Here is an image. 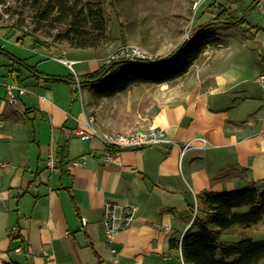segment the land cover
Segmentation results:
<instances>
[{"label": "crops", "instance_id": "1", "mask_svg": "<svg viewBox=\"0 0 264 264\" xmlns=\"http://www.w3.org/2000/svg\"><path fill=\"white\" fill-rule=\"evenodd\" d=\"M232 11L239 16L242 9ZM212 21H200L195 29ZM260 36L244 25L220 29L183 76L114 95L92 86L77 90L73 75L38 71L34 82L23 81L16 62L4 75L8 80L0 81V264H116L102 224L107 202H132L139 210L133 226L115 238L118 264H183L171 240H181L191 228L190 206L200 194L264 184ZM186 38L182 29L169 31L159 43L144 46L164 58ZM102 50H70L88 55L70 60L82 64L75 72L80 82L115 51ZM7 85L29 93L17 92L13 105ZM26 95L33 98L24 102ZM85 122L100 133L161 128L179 145L115 150L106 162L103 142L78 134ZM196 138H205L207 147L181 155L182 145ZM83 157L85 166H71ZM51 159L55 168L48 165ZM237 227L224 231L222 241L250 236L236 235Z\"/></svg>", "mask_w": 264, "mask_h": 264}, {"label": "trees", "instance_id": "2", "mask_svg": "<svg viewBox=\"0 0 264 264\" xmlns=\"http://www.w3.org/2000/svg\"><path fill=\"white\" fill-rule=\"evenodd\" d=\"M81 3V0H48L40 4L38 18L49 19L58 9L61 19L69 23L60 39L69 41L76 50H98L107 46L113 38L111 32L107 34L108 20L104 7L81 6ZM219 7V14L212 22L195 29L190 39L167 57L156 58L152 62L118 60L107 63L96 72L85 75L80 82L81 87L92 86L102 95H114L135 84H161L183 76L207 44L216 39L220 29L245 24V19L224 20L222 17L228 10L223 5ZM8 29L20 30L22 37L30 36L37 43L53 46L36 38L25 27L11 26ZM104 37L106 41L102 40ZM15 61L40 77L36 68L27 65L25 60ZM197 200V208L190 206L192 214L197 213L191 228L181 240H171L173 248L181 249L185 264H264V238L255 240L243 236L235 242H223L221 239L226 230L236 226L248 229L264 220V184L252 183L223 192L206 191Z\"/></svg>", "mask_w": 264, "mask_h": 264}, {"label": "rangeland", "instance_id": "3", "mask_svg": "<svg viewBox=\"0 0 264 264\" xmlns=\"http://www.w3.org/2000/svg\"><path fill=\"white\" fill-rule=\"evenodd\" d=\"M81 1V6L104 7L105 16L108 20L107 34L111 32V34L119 38V43L109 42L107 46L99 49V54L105 52L102 49L106 50L107 53L115 50L117 46L121 47L123 45H137L153 54L144 45L150 47L156 42L159 43V38L169 31L177 32L182 29L185 38L187 35H192L200 21H212L218 16L219 5H223L228 10V13L222 17L224 20L236 21L237 19H245V24L243 25L246 29L253 28L255 36L257 33L264 36V3L257 4L259 0H208L198 10L193 9V0ZM47 2L48 0H43L41 3L40 0H0V81L8 80L7 78L4 79V75H7V70L12 69L17 64L15 61L17 59L25 60L27 65L35 67L37 71H45L49 75L61 74L75 77V73L59 59L87 58L88 55L86 53L73 55L75 51L70 50L76 49L71 47L69 41L60 39L62 34L68 29L69 23L61 19V13L58 9L53 11L49 19L38 18L40 4ZM236 6L238 10L241 11L242 9L240 14H238L239 16H236L235 12L232 11V8ZM207 10L210 11L208 12ZM11 26L17 28L25 27L36 38L53 46L47 47L37 43L30 36L22 37V31L8 29ZM137 38L140 39L139 42H135L134 39ZM102 40L106 41V37ZM263 40V37L260 38V43L258 44V50L262 55H264ZM56 47L69 54L64 55ZM16 66L21 68L23 81H35L36 77L26 67L19 64ZM81 66L82 64L74 65V70L78 75L80 74ZM75 94L78 96L79 91L75 92ZM28 97L31 96L26 95L23 98L24 102H28ZM235 231L236 235L238 231H243L244 235L263 239L264 220L259 225L248 229L238 226L234 233Z\"/></svg>", "mask_w": 264, "mask_h": 264}, {"label": "built area", "instance_id": "4", "mask_svg": "<svg viewBox=\"0 0 264 264\" xmlns=\"http://www.w3.org/2000/svg\"><path fill=\"white\" fill-rule=\"evenodd\" d=\"M208 0H195L193 9L198 10ZM66 55L67 52L63 51ZM157 57L151 54L149 51L137 46V45H123L119 47L107 60V63H111L118 60H131V61H147L152 62ZM64 65H66L71 71L75 73L74 65L77 64L75 61H70L65 58L59 59ZM259 82L264 86V72L259 77ZM7 94L11 104L15 105L18 101L17 92L19 96L25 95L28 92L26 88H22L17 85H7ZM75 88L81 89V84L78 76L75 73ZM78 134L83 139L98 138L100 139L107 150V154L104 158L106 162L112 160L115 150L134 149L142 150L151 146L174 144L179 145L178 142L169 138L165 130L161 128H151L146 131H130L127 133H100L93 128L89 122H85V127L78 130ZM208 145V141L205 138H196L190 142L182 145L183 155L186 150L192 148L204 149ZM91 154L90 156H92ZM86 157L81 159H74L71 161V166H85ZM51 168H55V161L51 159L48 162ZM132 172L137 173V169H132ZM197 202L195 208H197ZM138 207L135 203H116L107 202L103 208V230L105 233V239L109 250L115 258L116 264L119 263L117 258V251L113 248L115 238L117 234L123 231L129 230L135 223L138 215ZM196 216V211L195 215ZM194 219V218H193ZM82 226H87L88 220L86 218L81 219ZM183 264L184 261H183Z\"/></svg>", "mask_w": 264, "mask_h": 264}, {"label": "water", "instance_id": "5", "mask_svg": "<svg viewBox=\"0 0 264 264\" xmlns=\"http://www.w3.org/2000/svg\"><path fill=\"white\" fill-rule=\"evenodd\" d=\"M190 37H191V35H190V36H187L186 40H189V39H190ZM186 40H185V41H186Z\"/></svg>", "mask_w": 264, "mask_h": 264}]
</instances>
